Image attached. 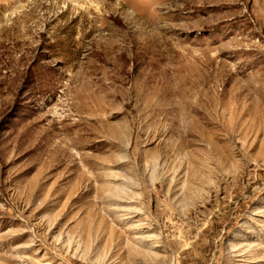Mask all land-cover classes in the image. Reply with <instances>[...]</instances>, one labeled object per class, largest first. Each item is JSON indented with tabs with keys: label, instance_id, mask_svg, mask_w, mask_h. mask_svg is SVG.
Returning a JSON list of instances; mask_svg holds the SVG:
<instances>
[{
	"label": "rangeland",
	"instance_id": "1",
	"mask_svg": "<svg viewBox=\"0 0 264 264\" xmlns=\"http://www.w3.org/2000/svg\"><path fill=\"white\" fill-rule=\"evenodd\" d=\"M0 264H264V0H0Z\"/></svg>",
	"mask_w": 264,
	"mask_h": 264
}]
</instances>
